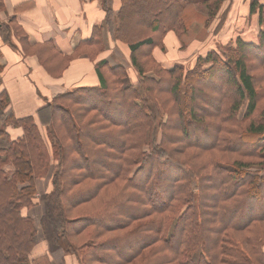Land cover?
Instances as JSON below:
<instances>
[{
    "label": "trees",
    "instance_id": "1",
    "mask_svg": "<svg viewBox=\"0 0 264 264\" xmlns=\"http://www.w3.org/2000/svg\"><path fill=\"white\" fill-rule=\"evenodd\" d=\"M102 1L139 81L102 61L100 87L55 97L37 124L13 115L0 65V264H53L33 256L40 182L61 264H264V0L249 2L256 41L231 38L191 70L153 55L187 31L186 0ZM224 3L202 1L210 18ZM103 40L95 28L96 56Z\"/></svg>",
    "mask_w": 264,
    "mask_h": 264
},
{
    "label": "crops",
    "instance_id": "2",
    "mask_svg": "<svg viewBox=\"0 0 264 264\" xmlns=\"http://www.w3.org/2000/svg\"><path fill=\"white\" fill-rule=\"evenodd\" d=\"M107 3L114 13L121 8V0ZM106 17L102 0H0V65L5 67L2 88L8 93L15 118L32 116L40 124L39 110L55 97L100 87L98 65L102 61L125 67L131 76L130 48L106 38ZM11 21L22 30L24 40L13 31L4 38L3 27ZM95 28H102L106 43L98 57H91L82 48L91 42ZM171 37L168 33L165 47ZM159 51L163 52L155 48L153 55L162 64Z\"/></svg>",
    "mask_w": 264,
    "mask_h": 264
},
{
    "label": "rangeland",
    "instance_id": "3",
    "mask_svg": "<svg viewBox=\"0 0 264 264\" xmlns=\"http://www.w3.org/2000/svg\"><path fill=\"white\" fill-rule=\"evenodd\" d=\"M202 1L203 0L185 1L184 18L187 31L180 37L174 32L169 31L168 33H170L172 37L168 39V45H166L163 52H158V56L160 60H162L165 68H170L174 62H182L187 70H191L195 67L199 55L213 49L222 51L224 46L221 47V45H224V42L237 36L242 37L246 41L257 40V34L261 26L259 25L258 14H249V2L251 0H225L224 5L220 10L214 12L212 18H210L209 9L202 4ZM219 24H222L220 31H218L217 28ZM104 31L106 32V38L111 39L112 36L109 35L110 28L106 26ZM105 43L106 41L104 39L103 46H105ZM100 48V46L88 45L82 48V52L98 57L99 54L96 56V53ZM60 62H63V60H60ZM124 62H126V60ZM128 63L130 64L129 59ZM129 69L131 71V76H128V79L125 80V85L140 80L139 74L134 72L135 70L131 64L129 65ZM105 73L108 72L105 70ZM134 73L137 76H135ZM145 75L154 76L155 73L148 70ZM41 130L43 133L45 132L43 128H41ZM236 156L237 155H234L233 158L235 159ZM47 189L48 182L39 183L37 206L30 212H27L34 218L38 228L37 248L33 256L50 253L53 264H61L62 260L66 259V255L62 248H54V244L51 243L52 233L48 226L42 201L43 193H45ZM68 261L70 264H78L77 259L73 256L68 257Z\"/></svg>",
    "mask_w": 264,
    "mask_h": 264
}]
</instances>
